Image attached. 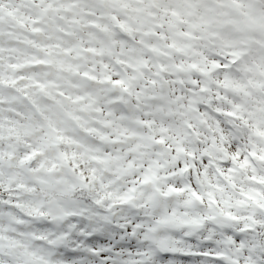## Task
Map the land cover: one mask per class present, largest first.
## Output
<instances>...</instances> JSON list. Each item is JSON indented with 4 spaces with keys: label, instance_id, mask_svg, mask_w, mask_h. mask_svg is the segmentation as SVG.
Here are the masks:
<instances>
[{
    "label": "snow or ice",
    "instance_id": "obj_1",
    "mask_svg": "<svg viewBox=\"0 0 264 264\" xmlns=\"http://www.w3.org/2000/svg\"><path fill=\"white\" fill-rule=\"evenodd\" d=\"M0 264H264V0H0Z\"/></svg>",
    "mask_w": 264,
    "mask_h": 264
}]
</instances>
